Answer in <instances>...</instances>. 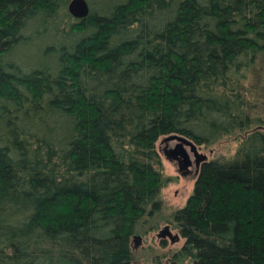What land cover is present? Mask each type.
Here are the masks:
<instances>
[{
    "label": "trees",
    "instance_id": "obj_1",
    "mask_svg": "<svg viewBox=\"0 0 264 264\" xmlns=\"http://www.w3.org/2000/svg\"><path fill=\"white\" fill-rule=\"evenodd\" d=\"M68 2L0 0V264H133L157 141L236 132L170 216L172 261L264 264V0Z\"/></svg>",
    "mask_w": 264,
    "mask_h": 264
},
{
    "label": "rangeland",
    "instance_id": "obj_2",
    "mask_svg": "<svg viewBox=\"0 0 264 264\" xmlns=\"http://www.w3.org/2000/svg\"><path fill=\"white\" fill-rule=\"evenodd\" d=\"M254 98H256V95ZM257 107H259V105H257ZM257 107L255 106L252 110L254 115H261L264 113L263 109ZM244 134V132H236L218 139L209 146L197 145L198 150L206 154L208 160L222 156L230 157L235 153ZM161 139L162 137L157 141L156 149L160 156L162 172L166 177L170 178V181L161 190L162 209L160 214L154 217L155 219H153L152 222V224H154H146L143 231L136 234L140 236L139 243H136L132 239L131 245L135 257L133 264H174L172 256L184 243L182 237L178 242L171 243L168 237L164 240L159 238L158 233L164 228L165 222L170 221L169 219L172 212L185 205L188 197L192 193L196 174H181L178 171L177 161L172 162L168 160L163 152V149L173 147L177 141L170 140L164 142ZM186 149L189 151L188 146H186ZM190 156L193 159L192 153H190ZM192 169L194 170V167ZM148 227H152V229L144 231ZM171 232L172 235L178 234V231L173 225ZM185 264L190 263L186 262Z\"/></svg>",
    "mask_w": 264,
    "mask_h": 264
},
{
    "label": "water",
    "instance_id": "obj_3",
    "mask_svg": "<svg viewBox=\"0 0 264 264\" xmlns=\"http://www.w3.org/2000/svg\"><path fill=\"white\" fill-rule=\"evenodd\" d=\"M67 11L68 13L73 16L74 18H84L89 14L90 8L87 0H69L67 4ZM164 142L170 140H176L177 142L175 145L168 149H163L164 156L170 161H177L178 171L185 175L189 172V167L193 165L196 166V173L200 165L208 160L206 154L199 152L197 144H195L191 139L180 135V134H169L161 139ZM186 146L189 147V151L186 149ZM190 153L193 155V160L191 159ZM168 235L171 241L178 240L179 235H172L171 231L169 230L168 226H164L163 229L160 230L158 233L159 238L165 237ZM136 243H139L140 236L134 235L132 238Z\"/></svg>",
    "mask_w": 264,
    "mask_h": 264
},
{
    "label": "flooded vegetation",
    "instance_id": "obj_4",
    "mask_svg": "<svg viewBox=\"0 0 264 264\" xmlns=\"http://www.w3.org/2000/svg\"><path fill=\"white\" fill-rule=\"evenodd\" d=\"M191 159H192V158H191ZM192 160H193V159H192ZM193 167H194V170L192 169ZM191 173H192V174H197V173H196V166H195L194 163H193L192 166L189 167V172H187L186 175L191 174ZM164 226H168V227H169V230H170V231L172 230V224H171L170 221H166L165 224H164ZM171 233H172V232H171ZM178 235H179V233H178ZM166 237H168V238L170 239V237H169L167 234L165 235V237H163V238H161V239L164 240ZM180 238H181V236L179 235L178 240L171 241V239H170V242H171V243L178 242Z\"/></svg>",
    "mask_w": 264,
    "mask_h": 264
}]
</instances>
